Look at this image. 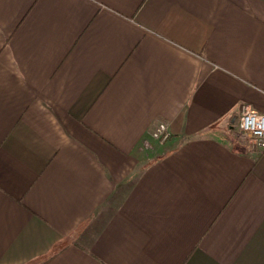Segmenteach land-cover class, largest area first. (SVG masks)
<instances>
[{"label":"crops","instance_id":"0c3cea01","mask_svg":"<svg viewBox=\"0 0 264 264\" xmlns=\"http://www.w3.org/2000/svg\"><path fill=\"white\" fill-rule=\"evenodd\" d=\"M241 104L264 0H0V264H264Z\"/></svg>","mask_w":264,"mask_h":264},{"label":"built area","instance_id":"2783aa9c","mask_svg":"<svg viewBox=\"0 0 264 264\" xmlns=\"http://www.w3.org/2000/svg\"><path fill=\"white\" fill-rule=\"evenodd\" d=\"M238 131L234 137L243 145L255 144L264 149V113L251 108L247 104H241L239 110ZM151 136L159 142L165 141L170 136V131L165 122L159 121L154 124Z\"/></svg>","mask_w":264,"mask_h":264},{"label":"rangeland","instance_id":"374dc122","mask_svg":"<svg viewBox=\"0 0 264 264\" xmlns=\"http://www.w3.org/2000/svg\"><path fill=\"white\" fill-rule=\"evenodd\" d=\"M236 131H238V128H237V126H236V127H234L233 133H236Z\"/></svg>","mask_w":264,"mask_h":264}]
</instances>
